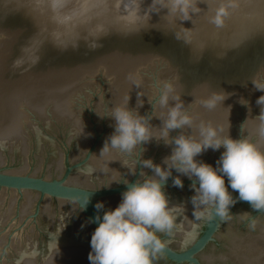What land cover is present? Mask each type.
<instances>
[{
  "label": "water",
  "instance_id": "1",
  "mask_svg": "<svg viewBox=\"0 0 264 264\" xmlns=\"http://www.w3.org/2000/svg\"><path fill=\"white\" fill-rule=\"evenodd\" d=\"M179 21L156 15L120 28L97 16L56 41L0 0V264H89L97 226L91 218L102 215L94 205L114 209L124 180L131 185L141 172L152 176L141 160L164 167L173 146L163 141L131 154H100L114 131V122L101 117L127 98L128 109L149 118L157 138L166 109L153 104L163 82L173 85L172 95L193 119L191 129L173 130L170 139L180 133L199 139L201 123L221 138L254 133L256 100L264 93L251 82L264 81V35L218 49L198 42L192 26ZM214 93L226 99L208 110L200 101ZM257 146L264 151V141ZM222 151L208 149L195 159L215 169ZM178 175L172 170L162 184L176 227L158 233L166 247L153 264H264V211L228 189L236 201L231 216L198 219L190 202L194 181L179 175L183 187L177 188L172 179ZM86 193L82 210L78 200Z\"/></svg>",
  "mask_w": 264,
  "mask_h": 264
},
{
  "label": "clouds",
  "instance_id": "2",
  "mask_svg": "<svg viewBox=\"0 0 264 264\" xmlns=\"http://www.w3.org/2000/svg\"><path fill=\"white\" fill-rule=\"evenodd\" d=\"M151 6L166 10L168 16L180 17L179 22L189 21L200 10L195 0H151ZM234 7L236 5L232 0H224L209 17V23L221 26L223 18L229 14L228 10ZM141 17L139 5L129 9L127 20L130 25L139 24ZM251 83L257 91L264 93V81L257 79ZM173 92V85L163 82L153 104V109L156 106L166 109V113L162 114L164 118L158 119L161 121L158 138L151 133L149 118L128 109L129 98L124 106H112L110 113L101 117L114 122V131L107 138L100 154L110 150L131 154L151 140L163 141L165 146L171 144L173 147L170 155L162 161L163 168L151 159L140 161L142 167L151 170L153 175L148 177L141 172L143 178L131 185L124 180L126 190L121 193L120 202L114 209L104 210L102 202L94 205L95 210L102 215L91 218V222L97 226L90 235L89 264H153L166 247L158 233L171 234L176 227L173 208H169L162 191V184L171 176L172 170L194 181L191 185L194 195L190 202L198 219L204 218L206 213L208 219L215 217L223 220L230 217L229 209L236 201L228 189L236 192L238 199L248 202L254 210L264 211V151L257 146L264 141V95L256 100L260 113L253 118L258 123L251 135L236 140L229 136L221 138L218 129L201 123L197 128L199 139L181 133L170 139L171 131L191 129L193 125L192 117L184 111L183 101L179 96H173ZM225 99V94L214 93L200 103L212 110L217 104L222 105ZM241 103L247 102L241 100ZM221 148L223 151L215 169L195 159L208 149L218 151ZM179 175L172 179L177 188L183 187ZM89 193L83 194L78 200L82 210L89 203Z\"/></svg>",
  "mask_w": 264,
  "mask_h": 264
},
{
  "label": "rangeland",
  "instance_id": "3",
  "mask_svg": "<svg viewBox=\"0 0 264 264\" xmlns=\"http://www.w3.org/2000/svg\"><path fill=\"white\" fill-rule=\"evenodd\" d=\"M4 1L14 7L35 32L56 41L68 40L97 16L107 18L117 27L132 28L153 16L166 15V10H160L159 6L150 7L151 0ZM222 2L224 0H195L199 12L192 15L189 21L183 22L192 26L198 42L207 47L222 49L264 35V0H232L236 7L228 10L229 14L223 18L222 25L217 27L209 23V17ZM137 5L142 13L141 20L137 25H130L127 20L128 11Z\"/></svg>",
  "mask_w": 264,
  "mask_h": 264
},
{
  "label": "bare ground",
  "instance_id": "4",
  "mask_svg": "<svg viewBox=\"0 0 264 264\" xmlns=\"http://www.w3.org/2000/svg\"><path fill=\"white\" fill-rule=\"evenodd\" d=\"M61 3V2H60ZM85 3V2H84ZM141 3V2H140ZM67 4V3H66ZM87 4V3H86ZM208 4H210V3H208ZM218 4V3H217ZM62 5V4H61ZM149 5V4H148ZM122 8V7H121ZM80 17H82V16H80ZM84 19V18H83ZM68 24V23H67ZM67 26V25H66ZM64 27V26H63Z\"/></svg>",
  "mask_w": 264,
  "mask_h": 264
}]
</instances>
